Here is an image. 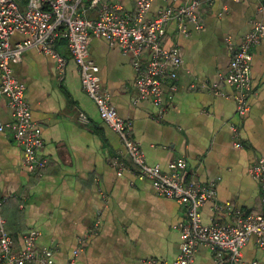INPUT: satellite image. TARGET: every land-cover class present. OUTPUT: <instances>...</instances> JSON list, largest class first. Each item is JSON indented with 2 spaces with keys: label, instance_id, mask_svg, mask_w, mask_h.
<instances>
[{
  "label": "crops",
  "instance_id": "crops-1",
  "mask_svg": "<svg viewBox=\"0 0 264 264\" xmlns=\"http://www.w3.org/2000/svg\"><path fill=\"white\" fill-rule=\"evenodd\" d=\"M137 1L101 0L100 5L119 4L132 12ZM172 3L154 0L149 15ZM99 7L87 14L96 17ZM201 18L203 28L188 23V34L181 33L175 21L167 28L166 43L180 44L184 65L177 80L168 84L163 117H158L151 100H138L130 55L96 37L89 57L99 66L112 105L132 123V137L147 163L167 171L172 162L184 159L198 184H214L217 189L216 200L201 208L204 222L234 224L236 210L242 216L264 213V184L250 173L264 157V41L253 50V93L244 116L237 112L236 89L219 75L230 69L229 42L240 45L254 22L264 23V9L261 0H204ZM24 38L16 32L11 40ZM54 47L67 59L64 74L57 61L38 47L28 48L20 62L12 63L14 75L26 85L33 118L42 126L44 147L38 156L47 160V166L43 171L30 170L22 146L11 133L0 131V196L6 229L17 247L25 232L37 230V246L56 250L57 264H71L76 249L80 251L74 264L174 261L181 242L175 225L186 221L185 208L159 195L149 179L139 178L118 134L83 90L67 40H57ZM213 82L222 94L210 89ZM81 112L89 123L80 121ZM12 120L8 101L1 97L0 122ZM236 142L242 146L236 147ZM117 160L125 165L122 174ZM242 252L239 264H264V251L255 237ZM194 264H215L214 252L200 246Z\"/></svg>",
  "mask_w": 264,
  "mask_h": 264
},
{
  "label": "built area",
  "instance_id": "built-area-1",
  "mask_svg": "<svg viewBox=\"0 0 264 264\" xmlns=\"http://www.w3.org/2000/svg\"><path fill=\"white\" fill-rule=\"evenodd\" d=\"M175 1L180 2L179 5H175ZM153 2L138 0L134 11L128 12L119 4L100 5L101 0H26L25 8L18 0H0V98L7 99L13 117L9 123L0 122V131L11 133L14 142L22 146L23 158L30 170L38 172L46 168L47 160L38 156L44 147L42 126L33 118L26 85L14 75L12 63L20 62L28 48L38 47L57 61L59 72L64 74L67 59L54 45L57 40L66 39L78 66L83 90L95 102L102 120L118 134L125 153L138 169L139 178L149 179L159 195L177 200L185 208L186 221L175 225L181 236L177 257L172 262L155 263L194 264L198 249L206 245L214 252L215 264H239L244 246L253 237L264 251V213L242 216L240 210H236L238 221L234 224L205 223L201 208L206 202L216 200L215 185L198 184L182 158L172 162L167 171L147 163L144 151L132 137V123L112 105L111 94L102 84L99 66L89 57L91 40L96 37L104 38L111 46H118L130 55L136 71L134 84L138 100H151L158 108V117H163L168 84L177 80L184 65L180 44L166 43L167 28L175 21L183 34H188V23L202 29L204 0H173L150 16ZM98 7L96 17L87 14L88 10ZM261 8L264 9V0H261ZM16 32L24 34L25 38L12 42ZM263 41L264 23L256 21L240 45L229 42L230 69L227 74L219 75L236 89L237 112L242 116L250 110L249 98L253 93V50ZM210 89L222 94L217 82H213ZM79 119L84 124L90 121L84 112ZM233 131L237 134L236 128L233 127ZM235 145L242 146L240 142ZM118 164L119 174H122L125 165L119 161ZM250 173L264 184V157L251 166ZM2 204L0 196V264H57L56 250L37 246L39 233L35 229L25 232L20 247L16 246L13 235L6 229ZM225 207L231 208L230 204ZM95 225L98 226L99 221ZM79 251L72 252L71 264L75 263Z\"/></svg>",
  "mask_w": 264,
  "mask_h": 264
},
{
  "label": "rangeland",
  "instance_id": "rangeland-1",
  "mask_svg": "<svg viewBox=\"0 0 264 264\" xmlns=\"http://www.w3.org/2000/svg\"><path fill=\"white\" fill-rule=\"evenodd\" d=\"M21 3L22 8H25L26 0H18Z\"/></svg>",
  "mask_w": 264,
  "mask_h": 264
}]
</instances>
